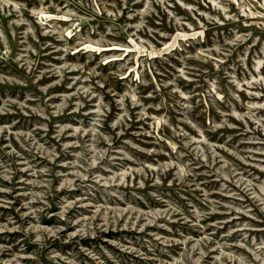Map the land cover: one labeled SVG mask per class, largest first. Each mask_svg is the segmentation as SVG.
I'll return each mask as SVG.
<instances>
[{"label": "rangeland", "instance_id": "1", "mask_svg": "<svg viewBox=\"0 0 264 264\" xmlns=\"http://www.w3.org/2000/svg\"><path fill=\"white\" fill-rule=\"evenodd\" d=\"M0 0V264H264V0Z\"/></svg>", "mask_w": 264, "mask_h": 264}, {"label": "bare ground", "instance_id": "2", "mask_svg": "<svg viewBox=\"0 0 264 264\" xmlns=\"http://www.w3.org/2000/svg\"><path fill=\"white\" fill-rule=\"evenodd\" d=\"M252 1H256V3H258L259 5H261L260 3H259V1L258 0H252ZM262 6V5H261Z\"/></svg>", "mask_w": 264, "mask_h": 264}]
</instances>
